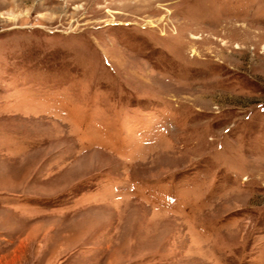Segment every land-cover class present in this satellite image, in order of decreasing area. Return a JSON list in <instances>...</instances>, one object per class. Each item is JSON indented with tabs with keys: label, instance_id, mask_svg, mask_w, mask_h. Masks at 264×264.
I'll return each mask as SVG.
<instances>
[{
	"label": "rangeland",
	"instance_id": "1",
	"mask_svg": "<svg viewBox=\"0 0 264 264\" xmlns=\"http://www.w3.org/2000/svg\"><path fill=\"white\" fill-rule=\"evenodd\" d=\"M0 264H264V0H0Z\"/></svg>",
	"mask_w": 264,
	"mask_h": 264
}]
</instances>
